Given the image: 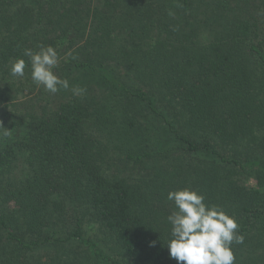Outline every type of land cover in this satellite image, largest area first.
Wrapping results in <instances>:
<instances>
[{
  "label": "trees",
  "instance_id": "16d2710c",
  "mask_svg": "<svg viewBox=\"0 0 264 264\" xmlns=\"http://www.w3.org/2000/svg\"><path fill=\"white\" fill-rule=\"evenodd\" d=\"M40 46L69 89L33 82ZM0 105V264H177L183 188L264 264V0H0Z\"/></svg>",
  "mask_w": 264,
  "mask_h": 264
},
{
  "label": "clouds",
  "instance_id": "9594fccd",
  "mask_svg": "<svg viewBox=\"0 0 264 264\" xmlns=\"http://www.w3.org/2000/svg\"><path fill=\"white\" fill-rule=\"evenodd\" d=\"M24 56L31 62V78L37 86L49 93L69 89L67 79L53 71L59 63L57 51L51 46H40L39 51L25 49ZM75 58V57H73ZM26 62L14 61L10 68L13 77H24ZM85 89L72 87L73 95H81ZM7 131L4 135H7ZM175 209L167 217L171 225V238L167 248L177 264H235L232 244L244 242L238 233L239 224L217 205L205 203V196L191 188L170 191L167 195Z\"/></svg>",
  "mask_w": 264,
  "mask_h": 264
},
{
  "label": "rangeland",
  "instance_id": "374dc122",
  "mask_svg": "<svg viewBox=\"0 0 264 264\" xmlns=\"http://www.w3.org/2000/svg\"><path fill=\"white\" fill-rule=\"evenodd\" d=\"M40 87L42 86H38V88ZM13 120H14L13 117L10 115V109L5 108L4 105H0V126L9 127L11 122H13Z\"/></svg>",
  "mask_w": 264,
  "mask_h": 264
}]
</instances>
